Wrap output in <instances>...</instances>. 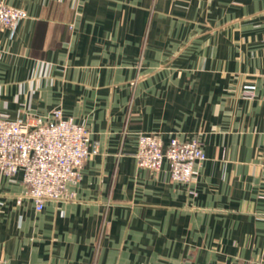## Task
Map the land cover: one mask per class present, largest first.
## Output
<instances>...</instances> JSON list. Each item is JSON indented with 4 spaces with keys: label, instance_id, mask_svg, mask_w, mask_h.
I'll return each instance as SVG.
<instances>
[{
    "label": "crops",
    "instance_id": "crops-1",
    "mask_svg": "<svg viewBox=\"0 0 264 264\" xmlns=\"http://www.w3.org/2000/svg\"><path fill=\"white\" fill-rule=\"evenodd\" d=\"M0 1L26 12L0 26V114L60 107L97 148L39 211L0 170L3 264L264 263V0ZM141 132L206 158L139 168Z\"/></svg>",
    "mask_w": 264,
    "mask_h": 264
},
{
    "label": "built area",
    "instance_id": "built-area-1",
    "mask_svg": "<svg viewBox=\"0 0 264 264\" xmlns=\"http://www.w3.org/2000/svg\"><path fill=\"white\" fill-rule=\"evenodd\" d=\"M25 17L22 8L0 1V26L14 29ZM242 95L253 97L254 92L248 88ZM96 150L85 127L64 116L60 107L46 115L28 114L23 118L0 114V170L5 175L22 171L25 195L38 211L46 201L72 198L70 184L79 178L80 167ZM135 158L139 168L150 171L159 170L167 162L173 180L188 181L194 164L204 161L206 155L197 134L186 139L173 136L164 146L158 133L141 132ZM254 264L264 263L259 260Z\"/></svg>",
    "mask_w": 264,
    "mask_h": 264
}]
</instances>
